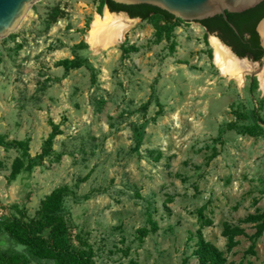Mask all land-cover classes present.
I'll use <instances>...</instances> for the list:
<instances>
[{
    "label": "rangeland",
    "instance_id": "1",
    "mask_svg": "<svg viewBox=\"0 0 264 264\" xmlns=\"http://www.w3.org/2000/svg\"><path fill=\"white\" fill-rule=\"evenodd\" d=\"M106 8L37 0L0 40V254L29 258L9 230L35 229L56 191L93 264H200L198 234L224 264H263L264 232L243 220L264 215V58L236 85L213 64L214 34L159 15L92 48Z\"/></svg>",
    "mask_w": 264,
    "mask_h": 264
},
{
    "label": "trees",
    "instance_id": "2",
    "mask_svg": "<svg viewBox=\"0 0 264 264\" xmlns=\"http://www.w3.org/2000/svg\"><path fill=\"white\" fill-rule=\"evenodd\" d=\"M104 5L110 12H124L129 18H139L146 20L151 15H159L167 26H172L174 17L157 7L140 4V5H120L111 0H104ZM228 23L233 25L236 33L228 26V23L217 15L212 18L202 20L199 23L207 33H216L218 39L232 53L239 58L251 57L252 61H259L264 56V50L259 47L258 35L256 33V25L264 16V1L252 9L239 14L225 13ZM79 66L80 64H75ZM142 126L140 129L142 130ZM252 135V132H247ZM51 137L48 142H50ZM135 146L140 145L141 134H134ZM61 198L59 192L53 191L48 200L53 201L54 205L49 208L48 204L42 207L37 212L36 228L31 230L30 225L24 228V233L17 234L16 229L9 230L10 237L19 239V244L29 247L30 256L25 258L23 255L5 250L0 254V264H93V251L86 239L76 234L71 236L68 233L69 227L63 222L59 215L58 202ZM47 200V201H48ZM35 220V221H36ZM34 222L30 221V224ZM243 222L255 223V231L253 239L259 238L264 232V215H249ZM44 229H48L46 237H42L41 233ZM23 230V228H21ZM156 226L151 223L148 228L137 229L138 238L142 239L149 232H155ZM238 234L229 230L225 236L229 243H232L233 237ZM195 250V255L200 264H224V259L220 252L205 242L200 234H198V242ZM246 254L254 255L253 243L245 252ZM183 264H187L183 262ZM237 264H243L239 262ZM264 264V260H263Z\"/></svg>",
    "mask_w": 264,
    "mask_h": 264
},
{
    "label": "water",
    "instance_id": "3",
    "mask_svg": "<svg viewBox=\"0 0 264 264\" xmlns=\"http://www.w3.org/2000/svg\"><path fill=\"white\" fill-rule=\"evenodd\" d=\"M37 0H0V40L5 38L9 33L15 30L19 21L26 13L28 7ZM120 5H150L167 12L174 18H178L184 22H200L202 20L220 15L227 22L225 13L239 14L249 9L254 8L264 0H111ZM111 14H121L128 20H140L139 18H129L124 12H110ZM264 16L256 25L259 26ZM228 23V22H227ZM228 26L236 33L233 25L228 23ZM261 46L264 49L263 39L259 35L257 28L255 29ZM217 41L223 45L229 53L237 60H244L249 64H257L261 62L264 56L259 61H251L244 58H239L232 53L229 47L224 45L217 37ZM253 76V75H252Z\"/></svg>",
    "mask_w": 264,
    "mask_h": 264
},
{
    "label": "bare ground",
    "instance_id": "4",
    "mask_svg": "<svg viewBox=\"0 0 264 264\" xmlns=\"http://www.w3.org/2000/svg\"><path fill=\"white\" fill-rule=\"evenodd\" d=\"M128 19L119 14L104 11L102 15H95L91 24L88 41L92 48L114 46L124 40V33L129 27ZM260 34L264 37V19L259 25ZM210 45L213 51V64L219 75L236 85L241 84L244 73L253 70L254 64L235 59L229 51L221 45L215 37H211ZM263 75L259 74L261 80ZM264 81V79H262Z\"/></svg>",
    "mask_w": 264,
    "mask_h": 264
},
{
    "label": "flooded vegetation",
    "instance_id": "5",
    "mask_svg": "<svg viewBox=\"0 0 264 264\" xmlns=\"http://www.w3.org/2000/svg\"><path fill=\"white\" fill-rule=\"evenodd\" d=\"M126 14V13H125ZM127 15V14H126ZM128 16V15H127ZM257 33V32H256ZM212 34H214L216 37H217V34L216 33H212ZM258 35V34H257ZM218 38V37H217ZM258 41H259V47H261L262 48V46H261V43H260V40H259V37H258ZM263 49V48H262ZM264 50V49H263ZM247 58V57H246ZM251 57H249V58H247V59H249V60H251L250 59ZM252 61V60H251Z\"/></svg>",
    "mask_w": 264,
    "mask_h": 264
}]
</instances>
